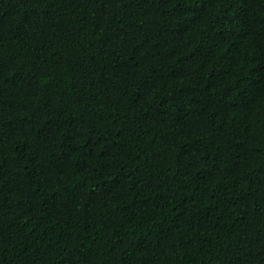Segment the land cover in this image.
<instances>
[{
	"label": "trees",
	"instance_id": "trees-1",
	"mask_svg": "<svg viewBox=\"0 0 264 264\" xmlns=\"http://www.w3.org/2000/svg\"><path fill=\"white\" fill-rule=\"evenodd\" d=\"M0 264H264V0H0Z\"/></svg>",
	"mask_w": 264,
	"mask_h": 264
}]
</instances>
